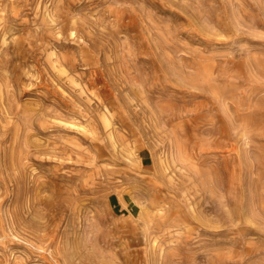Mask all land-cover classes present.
Listing matches in <instances>:
<instances>
[{
	"label": "rangeland",
	"instance_id": "1",
	"mask_svg": "<svg viewBox=\"0 0 264 264\" xmlns=\"http://www.w3.org/2000/svg\"><path fill=\"white\" fill-rule=\"evenodd\" d=\"M0 264H264V0H0Z\"/></svg>",
	"mask_w": 264,
	"mask_h": 264
}]
</instances>
